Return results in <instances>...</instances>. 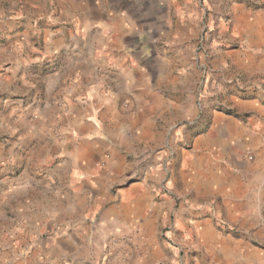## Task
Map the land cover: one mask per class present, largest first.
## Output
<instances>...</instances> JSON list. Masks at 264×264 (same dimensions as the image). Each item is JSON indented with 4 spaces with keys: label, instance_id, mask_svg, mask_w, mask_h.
I'll use <instances>...</instances> for the list:
<instances>
[{
    "label": "crops",
    "instance_id": "0c3cea01",
    "mask_svg": "<svg viewBox=\"0 0 264 264\" xmlns=\"http://www.w3.org/2000/svg\"><path fill=\"white\" fill-rule=\"evenodd\" d=\"M166 11L139 0H62L51 11L42 3L0 5L1 230L12 228L19 239L34 225L65 245L74 262L95 221L158 237L172 201L160 194V179L130 177L166 121L191 113V91L184 99L176 95L189 70L178 71L170 54L152 55L144 41L148 30L173 28L177 7L173 16ZM262 15L245 18L243 47L222 64L250 74L253 85L261 83L257 89L264 85V39L256 36ZM56 54L60 67L50 71L45 63ZM182 63L188 66V59ZM129 99L138 108L133 120L120 113ZM236 104L239 116L213 115L210 129L182 157L189 199L184 196L172 233L199 236L216 264H262L254 243L264 245V100ZM131 125L137 128L129 133ZM170 181L175 187L174 171ZM113 184L120 189L112 197L106 190ZM220 223L236 232H222ZM159 254L165 248L156 243L147 261Z\"/></svg>",
    "mask_w": 264,
    "mask_h": 264
},
{
    "label": "rangeland",
    "instance_id": "374dc122",
    "mask_svg": "<svg viewBox=\"0 0 264 264\" xmlns=\"http://www.w3.org/2000/svg\"><path fill=\"white\" fill-rule=\"evenodd\" d=\"M0 1L2 9L13 5V1L18 7H34L42 3L50 11L62 4V0ZM139 1L145 7H160L161 11L170 8L171 16L173 8L177 7L178 13L174 19L177 21L173 23V28H166L163 24L159 28L148 30L144 41L152 55L156 56L158 51L170 54L176 60L178 71L180 69L182 72L183 68L187 67L191 75L186 81L182 78L176 93L179 98L184 99L183 94L191 91L187 95L192 101L191 113L187 120L182 121L178 114L174 119L171 117L166 121V131L163 129L158 138L150 141L149 149L144 157L137 159L136 169L130 177L139 179L148 176L160 179V185L157 184L160 194L172 201V208L162 215L158 237L143 239L134 232H124L121 225L103 229L107 223L95 221L83 232L84 245L78 247V258L74 262L67 255L65 245L56 241L51 233H42L34 225L31 234L27 231L21 232L19 239L15 236L16 230L0 229V264H95V262L110 264L111 261L117 264H216L215 255L205 252L203 240L199 236L189 234L180 237L172 233L176 212L184 196L189 199V195H185L182 190L179 172L184 153L192 148L199 135L210 129L213 115L239 116L240 112L236 107L238 99L246 100L261 96L264 100V85L261 89L254 88L261 83L253 85L254 78L250 74L232 64L222 66L225 60L235 56L243 47V38L250 29L245 18L250 14H264V0ZM162 16L166 17L167 11ZM256 29L252 34L256 30V36L264 39V23H258ZM246 54L251 55V51H247ZM61 58V54L51 57L45 63L47 69L57 70ZM185 58L188 59V66L182 63ZM181 63L183 65H180ZM137 112V105L132 99L122 103L120 113L124 119H136ZM136 128L135 125L127 127L129 133L135 132ZM100 134L103 135V132ZM245 157L253 160L254 154L250 150H245ZM108 160V157L103 158L102 165H108ZM11 168L14 170L13 173H16L17 169ZM173 171L176 176L175 187L170 181ZM119 185L107 187L106 194L108 192L110 196H116L120 189ZM4 223L15 226L11 221ZM220 229L224 233L236 232L235 228L221 223ZM156 243L165 248L166 254H159L148 262L150 250ZM254 245L257 248L255 259L264 264L263 243L256 241Z\"/></svg>",
    "mask_w": 264,
    "mask_h": 264
}]
</instances>
